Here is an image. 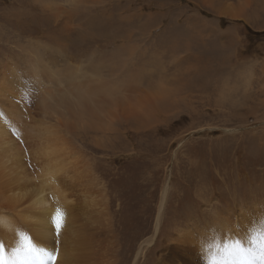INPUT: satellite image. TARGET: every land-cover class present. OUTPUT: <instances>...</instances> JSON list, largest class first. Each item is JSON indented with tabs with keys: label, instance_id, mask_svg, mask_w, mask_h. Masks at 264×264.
Wrapping results in <instances>:
<instances>
[{
	"label": "bare ground",
	"instance_id": "obj_1",
	"mask_svg": "<svg viewBox=\"0 0 264 264\" xmlns=\"http://www.w3.org/2000/svg\"><path fill=\"white\" fill-rule=\"evenodd\" d=\"M53 20V26L28 31L40 47L26 49L25 68L0 55V264H264V240L236 234L231 212L216 208L217 226L201 228L198 236L190 228L160 234L169 186L157 209L146 207L155 198L142 187L150 176L141 163L154 149L159 110L165 109L159 101L172 95L123 61L134 41L130 34L118 32L123 43H114L111 53L101 48L93 61L100 43L90 24L73 16ZM16 45L22 49L20 41ZM47 50L66 64L57 68L59 60ZM54 83L56 95L46 90ZM181 90L171 105L179 106ZM38 93L43 102L35 99ZM57 209L60 229L54 227Z\"/></svg>",
	"mask_w": 264,
	"mask_h": 264
},
{
	"label": "rangeland",
	"instance_id": "obj_2",
	"mask_svg": "<svg viewBox=\"0 0 264 264\" xmlns=\"http://www.w3.org/2000/svg\"><path fill=\"white\" fill-rule=\"evenodd\" d=\"M239 13L240 18L231 16ZM11 14L5 23L3 16ZM56 14L90 24L100 43L93 61L101 48L111 53L123 43L118 32L130 34L134 41L126 43L123 61L136 65L141 76L146 73L142 78L158 84L160 93L165 87L172 95L159 101L165 109L159 110L154 149L145 151L151 152L141 163L143 175L150 176L142 187L155 198L146 207L157 209L169 186L160 234L190 228L198 236L201 228L217 226L212 213L217 208L231 212L236 234H254L263 243L264 0H0V55L25 68L26 49L40 47L29 32L53 26ZM18 41L22 49L14 47ZM38 51L44 55L43 48ZM46 56L59 60L57 68L67 62L48 50ZM51 89L59 92L56 83L46 90ZM179 89V106L171 105ZM34 95L43 102L42 93ZM45 97L51 98L46 92Z\"/></svg>",
	"mask_w": 264,
	"mask_h": 264
},
{
	"label": "snow or ice",
	"instance_id": "obj_3",
	"mask_svg": "<svg viewBox=\"0 0 264 264\" xmlns=\"http://www.w3.org/2000/svg\"><path fill=\"white\" fill-rule=\"evenodd\" d=\"M62 217H63V213L59 209H57V211L55 213V216L53 217L55 229H60L61 228ZM32 251H33V249L29 247L28 248V252L30 253ZM49 258L53 259V260L56 259L55 256H50Z\"/></svg>",
	"mask_w": 264,
	"mask_h": 264
}]
</instances>
